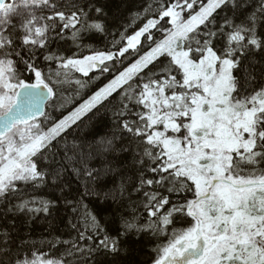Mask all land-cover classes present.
Masks as SVG:
<instances>
[{"label": "snow or ice", "instance_id": "snow-or-ice-1", "mask_svg": "<svg viewBox=\"0 0 264 264\" xmlns=\"http://www.w3.org/2000/svg\"><path fill=\"white\" fill-rule=\"evenodd\" d=\"M140 245L264 264V0H0V264Z\"/></svg>", "mask_w": 264, "mask_h": 264}, {"label": "trees", "instance_id": "trees-1", "mask_svg": "<svg viewBox=\"0 0 264 264\" xmlns=\"http://www.w3.org/2000/svg\"><path fill=\"white\" fill-rule=\"evenodd\" d=\"M139 0H128V3L130 6H135L136 3H138ZM93 163L99 164V161H93ZM39 233L37 232V235ZM149 254L148 247L144 245H140L136 247L135 251H133L129 257L126 258V260L129 262V264H142V262L147 260V256Z\"/></svg>", "mask_w": 264, "mask_h": 264}]
</instances>
